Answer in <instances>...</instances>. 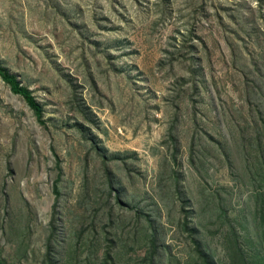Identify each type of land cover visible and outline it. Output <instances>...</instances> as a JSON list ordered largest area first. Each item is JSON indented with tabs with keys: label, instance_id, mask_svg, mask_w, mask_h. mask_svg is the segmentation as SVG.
<instances>
[{
	"label": "rangeland",
	"instance_id": "rangeland-1",
	"mask_svg": "<svg viewBox=\"0 0 264 264\" xmlns=\"http://www.w3.org/2000/svg\"><path fill=\"white\" fill-rule=\"evenodd\" d=\"M0 65L45 121L0 80V264H151L139 210L154 264L264 259V0H0Z\"/></svg>",
	"mask_w": 264,
	"mask_h": 264
},
{
	"label": "trees",
	"instance_id": "trees-1",
	"mask_svg": "<svg viewBox=\"0 0 264 264\" xmlns=\"http://www.w3.org/2000/svg\"><path fill=\"white\" fill-rule=\"evenodd\" d=\"M0 80L8 87V89L10 90V92L13 95L20 96L25 101L27 106L33 111L34 115L36 116L38 123L40 125H45L44 109H43L42 105L36 100L35 96L33 95V93L31 92V90L28 87H24L23 85H21V83L17 79V77L15 75L11 74L5 67H3L1 65H0ZM80 113L83 116H85V118H87V119H85L87 121L88 117L91 115V110L87 107H83L82 109H80ZM82 132L84 133L87 131L85 129L81 128V133ZM175 174H176L175 180L179 181L180 178H178L179 177L178 172H175ZM178 184H179V182H178ZM175 191H176L175 195L177 196L178 200L181 203H184V196H183V192H182V187L178 185L176 187ZM54 194L56 196L58 195L56 184L54 186ZM135 210H137V208ZM137 213H139L138 217L141 220V222L142 223H143V221L146 222L147 231H146V234L144 237V241L150 245V247H149L150 253H149L148 258H149L150 263L154 264L153 259L156 257V255L159 251V248H157V246H156L158 241H157L156 230L154 229V223L151 222L150 218L144 216V214L141 210H139V212H137ZM196 245H197L198 253L201 256L202 263L213 264L211 259L201 249V245L199 243H197ZM50 246H51V244L48 242L47 255H46L47 261H50V256H51V247ZM236 253H237L238 257L240 258L241 264H247L245 262V256L239 248H238V251L236 250ZM150 255H151V257H150ZM258 259H260L259 264H264L263 258H258ZM106 261L107 262L105 264H108V262H110L109 257L106 259ZM48 264H51V263L48 262ZM236 264H239V262Z\"/></svg>",
	"mask_w": 264,
	"mask_h": 264
}]
</instances>
